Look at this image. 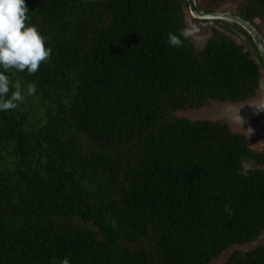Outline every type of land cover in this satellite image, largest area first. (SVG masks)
I'll return each mask as SVG.
<instances>
[{
    "label": "trees",
    "instance_id": "obj_1",
    "mask_svg": "<svg viewBox=\"0 0 264 264\" xmlns=\"http://www.w3.org/2000/svg\"><path fill=\"white\" fill-rule=\"evenodd\" d=\"M227 1L260 31L264 0L198 7ZM25 2L52 54L5 73L25 101L0 111V264H213L264 233V148L178 115L252 99L251 52L216 29L169 46L186 0ZM223 264H264V244Z\"/></svg>",
    "mask_w": 264,
    "mask_h": 264
},
{
    "label": "clouds",
    "instance_id": "obj_2",
    "mask_svg": "<svg viewBox=\"0 0 264 264\" xmlns=\"http://www.w3.org/2000/svg\"><path fill=\"white\" fill-rule=\"evenodd\" d=\"M28 11L29 9L25 0H0V68L3 69V71H0V111L16 109L19 103L25 101V92L23 91L21 82L16 81L13 83V81L5 73L10 69H16L19 72L27 71L29 75H33L39 70L41 64L50 59L52 54L51 48L46 44L48 38L40 32L35 24H30L28 22ZM228 23L230 30V27L234 26L235 23L233 24V22L230 21H228ZM250 24L253 25L252 23ZM241 27L247 32L243 26ZM256 31L262 41L263 38L261 35V29L260 32L257 29ZM199 32L200 29L195 24H191L181 29L179 34L170 32L168 34L167 42L169 46L179 48L183 45L184 40L193 38L197 41H200L202 38L200 37ZM247 35L249 37L246 35L245 37L240 34V36L243 38H247L250 42V45L254 48L253 45L255 44L252 40V37L248 34V32ZM251 41L253 45L251 44ZM244 50L250 52V50L245 49V47ZM257 64L260 66V70L263 69L261 64ZM12 89H14V91ZM35 92L36 84L28 83L26 95L31 96L34 95ZM9 93L11 94L9 95ZM254 106L258 110L264 111V102H260ZM239 110L240 108L229 109V112L231 119L241 126L243 123V118L239 115ZM247 131L249 136L253 133L252 128H248ZM253 163L254 162L251 160H242L240 175L246 176L252 170ZM226 211L230 212L231 210L226 206ZM60 264H70L69 258L64 257L60 261Z\"/></svg>",
    "mask_w": 264,
    "mask_h": 264
},
{
    "label": "rangeland",
    "instance_id": "obj_3",
    "mask_svg": "<svg viewBox=\"0 0 264 264\" xmlns=\"http://www.w3.org/2000/svg\"><path fill=\"white\" fill-rule=\"evenodd\" d=\"M198 1V0H197ZM201 1V0H199ZM225 11L227 10L229 13H236V3L227 1L225 2ZM185 22L188 25L195 24L199 29V35L202 38L200 41L196 39L190 38L193 41L194 46L197 49H202L207 39L212 34V29L219 30L224 32L228 37L233 39L237 44L243 45L245 49H249L252 53L253 58L257 63L260 64L259 59L256 57V52L254 48L250 45V42L247 38H243L240 36L241 33L236 29L235 26H231L229 30V23L225 20L226 24L219 22H200L196 21L192 18L189 14L188 9L185 8ZM261 35L264 39V25L261 28ZM261 72V82L260 87L255 95L254 98L250 99L249 101L243 103H225V104H212L207 107H204L199 110L195 111H186L181 112L178 115L189 117L192 119H209V120H223L225 121L230 129L233 132L242 133L248 138V143L250 147L255 149L264 148V111L258 110L254 105L259 104L260 102H264V71L263 69L260 70ZM239 115L243 118V123L240 126L239 124L235 123L230 116L229 113H224L229 111V109H239ZM248 128L253 129V133L249 136L247 131ZM264 169V166L262 167ZM264 244V233L257 238L256 240L249 242L243 246H236L228 251H226L223 255L213 261V264H223L228 256L232 253L233 250H241L247 251L254 249L260 245Z\"/></svg>",
    "mask_w": 264,
    "mask_h": 264
},
{
    "label": "water",
    "instance_id": "obj_4",
    "mask_svg": "<svg viewBox=\"0 0 264 264\" xmlns=\"http://www.w3.org/2000/svg\"><path fill=\"white\" fill-rule=\"evenodd\" d=\"M188 2H189V8L195 17L205 18V19L208 18V19L228 20L230 22L240 24L241 26H243L247 30L248 34L252 37V40L254 44L256 45L257 51L259 55L261 56L262 61L264 63V46L260 39L259 34L257 33L253 25H251L249 22H247L246 20L242 18H239L237 16H231L228 13L206 14V13L198 12L196 9V6L194 5V1L188 0Z\"/></svg>",
    "mask_w": 264,
    "mask_h": 264
},
{
    "label": "flooded vegetation",
    "instance_id": "obj_5",
    "mask_svg": "<svg viewBox=\"0 0 264 264\" xmlns=\"http://www.w3.org/2000/svg\"><path fill=\"white\" fill-rule=\"evenodd\" d=\"M194 1V5L196 6V9H197V11L198 12H201V13H206V14H217V13H228V14H230L231 16H237V17H240L239 16V14L237 13V10H236V13L235 14H233V13H229L227 10L225 11L224 9H222L223 7H225V2L223 3V4H221L219 7H217V8H212L211 10V12H208V11H204V10H202V9H200L198 6H199V4H200V2L202 1H197V0H193ZM186 3H187V6H185L184 7V10H185V8L186 9H188V12H189V14L192 16V18L194 19V20H196V21H200V22H214V23H216V22H219V23H223V25H225L226 24V22L224 21V20H222V19H208V18H198V17H195L194 16V14L192 13V11L190 10V8H189V2H188V0H186ZM185 12V11H184ZM225 23V24H224ZM234 24V23H233ZM227 25V24H226ZM234 26L236 27V29L239 31V33H241L243 36H247V37H249L248 35H247V32L241 27V25L240 24H234ZM260 32V31H259ZM245 36V37H246ZM262 43H264V39H262ZM263 68V67H262ZM263 71H264V68H263ZM224 113H229V111H226V112H224Z\"/></svg>",
    "mask_w": 264,
    "mask_h": 264
}]
</instances>
